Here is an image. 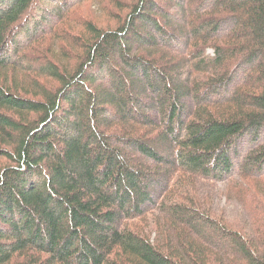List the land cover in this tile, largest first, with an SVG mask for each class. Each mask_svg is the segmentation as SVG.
Returning <instances> with one entry per match:
<instances>
[{"label": "trees", "instance_id": "obj_1", "mask_svg": "<svg viewBox=\"0 0 264 264\" xmlns=\"http://www.w3.org/2000/svg\"><path fill=\"white\" fill-rule=\"evenodd\" d=\"M262 129L264 0H0V264H264Z\"/></svg>", "mask_w": 264, "mask_h": 264}, {"label": "rangeland", "instance_id": "obj_2", "mask_svg": "<svg viewBox=\"0 0 264 264\" xmlns=\"http://www.w3.org/2000/svg\"><path fill=\"white\" fill-rule=\"evenodd\" d=\"M162 6H164L167 11L171 12L173 15L177 14V8L174 3H169L168 1H163L161 2ZM211 7L210 3H207L206 9H209ZM103 8H106L110 10V5L108 3L103 4ZM80 11L77 13L81 18L80 19H90L92 15L99 14L98 13V6L95 5V3L92 2H87L81 6L79 9ZM101 22H105V25H112L114 22H112V18H109V20H106L105 18H102ZM226 25L224 26L223 30L226 29ZM175 31V30H173ZM176 32V31H175ZM222 33H225V31H222ZM213 50L212 49H207V53L211 56ZM241 78H237L236 82H240ZM186 104L188 106L193 105V102L186 101ZM157 113H154L153 115H156ZM159 120V116H155ZM254 136V132H250L248 134H245L243 137H241L237 143H236V151L238 152L239 159H235V161L238 163L240 160L242 161L245 159V156L248 152L252 151L255 149L257 146L261 145L264 143V129L259 131L257 135V139ZM241 164V162H240ZM237 168H240L239 163L236 165L235 170L233 172V177L239 178V173L241 171L237 170ZM228 182H211V181H206V180H200L197 184V192L200 194L202 197H207L209 200L210 204V209L213 210L216 218H225L232 224H249V215L246 211V209L243 208L241 203L236 202L231 197H228L227 192V184ZM256 183H252L251 186L253 189L257 192V189L255 187ZM155 198H158L156 195Z\"/></svg>", "mask_w": 264, "mask_h": 264}]
</instances>
